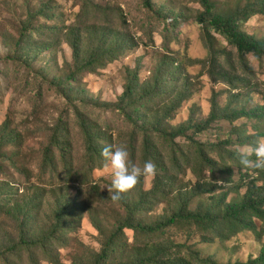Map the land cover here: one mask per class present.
Instances as JSON below:
<instances>
[{"label": "rangeland", "instance_id": "1", "mask_svg": "<svg viewBox=\"0 0 264 264\" xmlns=\"http://www.w3.org/2000/svg\"><path fill=\"white\" fill-rule=\"evenodd\" d=\"M153 1L154 12L143 6V0H90L88 4L85 0H0V132L14 131L22 135L20 145L3 146L0 181H9L14 185L18 190V193L14 190L13 194L16 196L14 198L23 200L27 195L35 194L36 184L45 186L48 183L47 177L40 179L39 170L42 167L44 149L49 145L53 132L61 122L66 128L64 133H68V141L73 148L72 173L76 175L79 171L81 173L85 171L80 169L84 162L85 139L75 106L92 122L98 124L100 129L112 135L116 139L114 142L116 146L123 144L128 148L135 140V147L139 149L142 133L133 132L134 123L127 119L123 111L120 112L117 107L103 104L118 103L120 95L128 84L126 82L130 72L138 73L142 88L147 87L150 82H156L158 79L156 76L163 74V70L167 72L165 74V79L168 81L165 83L167 90L163 91L160 97L165 100L167 106H163L158 100L149 102L147 105L151 109L150 112L147 113L145 108H141L142 113L138 116L131 112V104L125 103L127 112L132 113L139 126L144 120L153 121L156 117H162L164 110L175 103L179 93L185 91H191V97L182 103L178 110L171 111L170 119L165 124L178 126L189 119L203 121L210 112L213 97L218 108L222 110L228 106V112L233 109L248 110L264 105V57L246 55L241 65L236 50L228 45L223 37L214 33L216 40L213 44L216 51L212 54L203 27L196 22V17L202 10L196 0ZM212 1L216 4L217 12L228 15L239 6H244L247 0ZM42 9H46L50 15L54 9L57 15L53 19H49L47 15L41 16L39 13ZM33 15H39L34 22L42 27L41 33L36 30L31 32L35 43L41 45V42L48 40L55 44L56 50L49 52L46 57L40 53V57L36 58V52L33 53L28 49L29 47L24 46V54L21 58L12 60L9 56L18 55L16 40L20 38L24 25L32 20ZM177 16L182 23L175 27L172 20ZM124 19L127 20V24L124 23ZM93 23L108 24L110 28L120 30L139 46L108 64L98 75L83 73L78 83L72 82L75 88L84 89V94L73 93L78 100L72 105L62 96L58 84L74 70L71 47L64 41L65 33L69 29L79 27L84 35L86 29L91 28ZM53 25L63 32L57 34L47 29ZM241 28L255 39L264 40V14L253 15L241 25ZM58 35L61 40L58 39ZM85 42L87 45H95L90 40H84ZM28 53L32 54L29 63L25 60L29 57ZM219 71L229 75L234 90L217 77ZM235 94L237 96L233 97ZM81 97L87 98L89 102L82 104L79 101ZM150 124H146V127ZM260 132H264V120L256 122L242 117L232 122L218 119L211 123L205 132L192 136L197 145L205 144L206 155L212 161L218 162L213 172L208 170V166L198 156L194 143H190L189 139L184 137H177L175 143L179 145L184 157L180 159L179 167L176 169L169 167L176 177V185L166 186L167 190L164 189L160 197L143 204L142 209L137 211L134 217L142 222H153L156 219L169 217L179 204L178 198L184 196L185 189L205 190L188 199L189 210H194L196 207L205 208L208 203L215 202L211 198L212 195L219 196L223 192H227V201L242 199L247 184L257 176V172L239 165L237 159L233 161L226 151H237L236 153L239 154V151L252 148L251 145H238L239 137L242 139L252 136V143L256 144L258 139H264L257 137ZM187 135H190V132ZM225 141H232L233 144L228 146L222 144ZM158 148L163 155L170 157V149L167 145L160 144ZM17 150L18 152L21 150L27 166L33 171L19 169L22 167L21 164H15L14 160H11L12 152ZM177 156L180 157L179 150ZM139 158L140 154H137L136 164L141 163ZM251 160L255 161L256 158ZM64 165L65 163L59 160L60 172H64ZM193 168L197 172L200 170V173L193 171ZM87 177L93 184L100 185L105 200L101 201L92 196L87 198L79 196L80 199L76 197V200H73L76 196L77 182L74 180L67 183L68 203L74 204L73 210H76V206L80 203L86 204L85 207L92 208L94 216L89 215V209L85 211L80 225L75 223V229L64 231L61 234L62 241L52 245L58 251L62 264H93L101 248V242L116 230L115 222L126 216L129 207L140 197L141 189H151L154 179L144 177L142 183L139 182L129 191L130 196L126 201L123 198L113 201L111 196L114 190L108 191L112 180L108 161L92 169ZM199 181L206 182L207 185L203 187L197 183ZM263 181L264 179L260 178L256 182L262 184ZM59 195L60 193L51 191L45 194L44 205L34 211V216L29 221L28 227L31 232L38 233L51 227L55 209L53 202ZM147 207L150 208L146 210ZM69 218L71 219V216ZM91 218L99 226L101 225V233L95 229ZM255 222L259 227L261 226L260 221L255 220ZM2 226L3 236L6 235V230H11L13 236L19 231V221L14 217L2 219ZM212 231L184 220L167 225L151 234L125 228L124 233L118 238L124 247L111 252L107 258L108 263L131 264L137 259L154 254L156 246H152L153 244L146 246L145 243H158V248L164 250L160 255H164L165 258L169 256L173 261L175 258H181L184 264H202L195 259L192 250L198 252L199 257L209 256L219 264L246 262L259 254L264 243V235L258 240L254 233L248 230L241 231L226 241L216 237ZM3 244H7L4 239L0 240V247H3ZM195 255L198 256L196 253ZM3 263L4 261H0V264ZM25 264H29L28 261H25ZM38 264L53 263L41 256Z\"/></svg>", "mask_w": 264, "mask_h": 264}, {"label": "trees", "instance_id": "2", "mask_svg": "<svg viewBox=\"0 0 264 264\" xmlns=\"http://www.w3.org/2000/svg\"><path fill=\"white\" fill-rule=\"evenodd\" d=\"M85 1L88 4L90 0ZM196 2L202 7V10L199 11L196 17V22L203 27L207 44L212 54L216 51L214 50L213 44V41L216 40L213 36L214 33L223 37L228 45L236 50L241 65L244 63L246 55L250 54L256 58L264 57V40L255 39L241 28V25L247 22L253 15L264 14V0H247L244 6H239L228 15L217 12L216 4L212 0H196ZM143 6L152 12L155 10V2L153 0H143ZM119 11L121 13V8H119ZM41 12L39 15H47L49 19H53L57 15L54 9L51 11V15L46 9H42ZM39 15H33L32 20L27 21L28 23L24 25L23 32L15 43L17 50L16 54L18 55H11L9 56L10 59L17 60L21 58L24 54V46L29 47L28 49H30L31 52H36V58L40 57V53H43L42 56L46 57L49 52L52 53L56 50L55 44L48 40L41 42V45H37L31 35V32L35 30L41 33L42 27L36 25L34 22L39 18ZM172 22L175 27L182 23L178 16L174 17ZM124 23L127 24L126 19H124ZM47 29L57 34L63 32L62 29L56 27V25ZM65 34L66 40L64 41L72 50L74 70L68 73L58 84L62 96L72 105L78 100L73 93L76 95L84 94V89L81 87L75 88L72 82L78 83L83 73L98 75L100 70L105 69L108 64L115 62L120 56L127 52L134 51L139 46V44H135L128 35L123 34L120 30L110 28L108 24L101 25L98 23L96 25V23H93L91 28L86 29L84 35L79 27L69 29ZM58 39L61 40L60 35H58ZM84 40L93 41L95 45H87L86 42L84 43ZM30 55L32 54L28 53L29 57L27 59L24 57L26 55L23 56V59L28 60V63L31 59ZM211 57H213V55H211ZM163 68H165V65ZM166 73L167 72L163 70V74L161 73L156 76V78H158L156 82H150L147 87L142 88L138 73L130 72L126 82L128 84L120 95L118 103H103L104 106L117 107L118 111H123L122 113L126 115L127 119L134 123L135 129L133 132L142 133L139 149L137 150L135 147V140H133L128 147L131 161L136 164V156L140 154L139 159L141 163L139 162V164L136 165L143 167L144 163L150 160L155 163L158 174L153 179L151 189H141L140 197L129 207L126 216L122 220L115 222L116 230L110 233L101 242V248L93 264H109L107 258L110 253L118 248L124 247L123 243L120 244L118 238L120 234L124 233L125 228L151 234L162 230V228L167 225L184 220L189 224H197L200 228L213 230L212 234L220 239H224V241L229 240L231 237L244 230L253 232L258 240L264 235V181L262 184H257L256 182L260 178L264 179V170L254 168L252 169L257 172V176L249 181L246 192L240 200L233 199L227 201V192H223V194L219 196L212 195L211 198L214 199L215 202L208 203L205 208L196 207L194 210H189L187 208L188 199L205 190H197L196 188L185 189L184 196L179 194V196H182L178 198V200H180L179 204L169 217L156 219L153 222H142L134 217V214L142 209L143 204L150 203L152 199L160 197V194L167 190L166 186L176 185V177L173 176L170 168L173 167L176 169V167H179L180 159L184 157V153L179 149V145L175 143L177 137H184L189 139L190 143H194L198 156H200L202 162L208 166V170L213 172V168L218 166V162L212 161L205 153V144L197 145L192 139V136L205 132L209 129L210 124L218 119H225L230 122L242 117L249 120H256V122L264 120V105L248 110L244 108L233 109L228 112V106L220 110L213 97L211 100L210 112L203 121H192V119H189L186 123H182L178 126L165 124L170 119L171 111L178 110L182 103L189 100L191 97V91H185L179 93V97L176 99L175 103L170 105L169 109L167 108L164 110V115H162V117H156L153 121L144 120L141 126H139L132 113L127 112V105L125 103L131 104V112H133V114H138V116L142 113L141 108H145L147 113L150 112L151 109L147 105L149 102L158 100L164 106L166 102L160 99V97L164 93L163 91L167 90V85L165 86V83L168 82L165 79ZM217 77L229 84L228 86L234 90L235 87L230 83L232 80L226 72L219 71ZM216 80L217 79H214V81ZM236 96L237 94L233 95V97ZM79 101L82 104L89 102L85 97H81ZM140 101L146 102L142 103ZM75 108L79 117V125L81 126L85 139L84 162H82V168H80L85 169L84 172L81 173L79 171L76 175L72 173L74 163L73 148L68 141V133H64L66 132V128L63 127V122H61L53 132L49 145L44 149V158L42 167L39 170V176L40 179H44L45 177L48 178V183L45 186L36 184L37 190L35 194L27 195L25 199L22 200L14 198L16 196L13 193H18V190L14 188L11 182L0 181V240L4 239L7 242V244L2 245L3 247H0V261H4L3 264H25V261H28L29 264H38L41 256L46 257L49 261H52L53 264H62L58 251L53 248L52 245L56 244L58 241H62L63 235L61 234L64 231L75 229V223H77L78 226L80 225L82 215L85 211L89 209V215L94 216L92 214V208L85 207L86 204L83 205L80 203L76 206L77 209L73 210L72 205L74 204L68 203L69 198L67 197L69 195L66 191L68 187L67 183L73 182L74 180L77 182L75 191L76 196L73 200H76V197L80 199L79 196H84L86 198L87 196H92L99 198L101 201L105 200V194L100 191V185L97 183L93 184L87 177V174L90 173L92 169L100 167L107 161L101 155L102 148L105 145L116 146L114 143L116 139L102 128L100 129L98 124L92 122L89 117H86L76 106ZM148 122L151 124L149 127H146V124H149ZM188 132H190V135H187ZM257 137L263 138L264 132L258 133ZM239 138L238 145L240 146L251 145L252 148H254L256 145L252 143V136H246L242 139L241 137ZM159 140L162 142H158ZM20 143H22L21 134L14 131L10 133L0 132V166H2L3 162L1 158L3 146L7 144L20 145ZM160 144L169 147V158L163 155L162 151L158 148ZM222 144L228 146L229 144H233V142L225 141ZM178 150L180 152V157L177 156ZM20 151L21 150H19V152L18 150L12 152L13 157L11 160H14L15 164H21L22 167H19V169L32 170L27 166L26 159ZM226 152L229 153L233 161L237 159V163L241 165L239 154L236 153L237 151ZM249 158L255 159L256 157L252 155ZM59 160L65 163L63 167L64 172H60ZM193 171L200 173V170L197 172L194 168ZM63 173H65L64 176ZM143 178L144 177H141L140 183H142ZM56 179L58 180L57 183ZM62 182H64V184ZM197 183L203 187L207 185L206 182L200 183L199 181ZM82 189H86V191H84L86 192L85 194H83L84 192ZM14 190L16 191L14 192ZM48 191L60 193L59 197L55 198L53 202L55 207L53 212L54 221L51 227L45 231L41 230L38 233L34 231L31 232L28 227L29 221L34 216V211L40 208L41 205H44V196ZM128 193L129 191L122 194V198L125 199V201L130 196ZM149 208L150 207H147L146 210ZM9 216L19 221V231L15 236H13L14 234L11 230H6V235H2V219L9 218ZM70 216L71 219L69 218ZM255 220L261 222L260 227ZM91 222L95 229L101 233V225L99 226L92 218ZM208 236L210 235L208 234ZM145 244L146 246L149 244L156 246L155 253L145 258L137 259L131 262V264H148L150 262L155 264H184L181 258H175L173 261L169 256L165 258L164 255H160L164 250L158 248V243ZM178 245L181 246V244ZM192 253L195 259L199 260L202 264H219L209 256L206 258L199 257L198 252H194V250H192ZM195 253L198 256H196ZM116 264H122V262ZM221 264H264V243H262L259 254L256 257L248 259L246 262L238 261L235 263Z\"/></svg>", "mask_w": 264, "mask_h": 264}, {"label": "clouds", "instance_id": "3", "mask_svg": "<svg viewBox=\"0 0 264 264\" xmlns=\"http://www.w3.org/2000/svg\"><path fill=\"white\" fill-rule=\"evenodd\" d=\"M101 155L110 163L111 167V188L113 192L111 199L119 201L122 194L126 193L140 182L141 177H155L157 167L152 161H146L143 167L134 164L130 159V152L126 145H105ZM255 155L253 161L249 157ZM240 164L254 169L264 170V139H258L254 148L239 151Z\"/></svg>", "mask_w": 264, "mask_h": 264}]
</instances>
